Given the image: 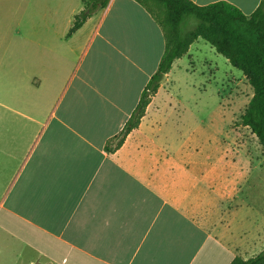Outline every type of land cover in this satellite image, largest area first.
I'll list each match as a JSON object with an SVG mask.
<instances>
[{"label":"crops","instance_id":"0c3cea01","mask_svg":"<svg viewBox=\"0 0 264 264\" xmlns=\"http://www.w3.org/2000/svg\"><path fill=\"white\" fill-rule=\"evenodd\" d=\"M192 1H226L247 16L261 2ZM87 29L74 70V42ZM43 41L18 51L16 68L7 65L0 264H231L264 251V219L251 243L245 235L257 227L255 214L238 208L226 216L221 207L240 197L239 179L251 192L261 189L264 202V167L207 168L192 160L184 135L182 143L174 141L161 116L173 89L167 81L181 59L139 128L116 152L106 149L165 51L164 35L144 8L110 0L72 37Z\"/></svg>","mask_w":264,"mask_h":264},{"label":"rangeland","instance_id":"374dc122","mask_svg":"<svg viewBox=\"0 0 264 264\" xmlns=\"http://www.w3.org/2000/svg\"><path fill=\"white\" fill-rule=\"evenodd\" d=\"M83 10L84 0H0V103H5L7 98V65L14 63L16 68L18 51L33 50L34 44L44 43L43 40L49 44L64 40L75 16ZM191 20L188 30L197 24ZM87 32L88 29L74 42V47H79L78 53H74V70ZM195 47L201 51L196 52ZM190 54L191 57L184 56L177 62L174 76L167 81L173 89L170 95H164L167 104L161 116L169 119L174 141L181 139L182 143L184 135L185 141L190 142L192 160L205 162L207 168L264 167V148L252 131L241 124L253 94L243 73L202 39L194 44ZM4 111L0 106V116L5 115ZM242 181L239 179V185L234 186L240 197L227 202L224 199L222 213L228 216L239 208L242 214H255L257 227L245 235L253 243L264 219V202L261 189L253 188L250 198L247 193L252 187L243 186ZM240 223L237 220L234 225V230H239L236 244L242 242Z\"/></svg>","mask_w":264,"mask_h":264},{"label":"trees","instance_id":"16d2710c","mask_svg":"<svg viewBox=\"0 0 264 264\" xmlns=\"http://www.w3.org/2000/svg\"><path fill=\"white\" fill-rule=\"evenodd\" d=\"M138 3L160 27L165 39V51L158 70L144 89L140 101L122 131L109 140L110 153L120 149L126 138L137 130L148 106L168 75L173 64L186 56L190 48L202 39L218 54L241 71L252 89V97L241 118L264 148V0L249 16L236 6L219 1L200 6L192 0H133ZM110 0H84L85 10L75 16L67 37H72ZM190 19V20H189ZM194 19V28L186 29ZM231 264H264V251L250 258L237 256Z\"/></svg>","mask_w":264,"mask_h":264}]
</instances>
